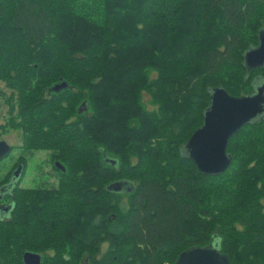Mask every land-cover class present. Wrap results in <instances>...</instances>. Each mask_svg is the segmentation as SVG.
Wrapping results in <instances>:
<instances>
[{
  "label": "trees",
  "instance_id": "obj_1",
  "mask_svg": "<svg viewBox=\"0 0 264 264\" xmlns=\"http://www.w3.org/2000/svg\"><path fill=\"white\" fill-rule=\"evenodd\" d=\"M262 30L264 0H0V127L57 170L37 187L22 174L8 186L18 165L0 178V264L27 251L173 264L211 243L232 264H264V116L230 138L223 173L182 151L214 88L242 96L264 81L245 62Z\"/></svg>",
  "mask_w": 264,
  "mask_h": 264
},
{
  "label": "water",
  "instance_id": "obj_2",
  "mask_svg": "<svg viewBox=\"0 0 264 264\" xmlns=\"http://www.w3.org/2000/svg\"><path fill=\"white\" fill-rule=\"evenodd\" d=\"M245 62L250 68L264 65V30L260 32L259 45L245 53ZM260 82L259 85H255L253 93L242 96L231 95L224 87L212 90L211 103L205 111L203 125L192 134L182 148L183 154L192 159L202 173L220 174L226 171L231 164V156L227 152L230 138L245 124L264 116V81ZM66 86L67 83H60L55 86V90ZM11 149L12 146L7 141L0 140V158L9 154ZM57 166L62 168L59 163ZM21 169L16 168L8 186L17 182L16 179L22 173ZM122 183L118 181L110 187L120 190ZM23 259L25 264H42L40 253L27 251ZM173 264L232 263L229 256L221 252L217 243H211L203 247L193 246L185 249Z\"/></svg>",
  "mask_w": 264,
  "mask_h": 264
},
{
  "label": "rangeland",
  "instance_id": "obj_3",
  "mask_svg": "<svg viewBox=\"0 0 264 264\" xmlns=\"http://www.w3.org/2000/svg\"><path fill=\"white\" fill-rule=\"evenodd\" d=\"M260 80L255 81L259 85ZM10 90L0 83V125L5 124L8 118L9 105L6 101ZM7 141L12 147L9 154L0 158V178L5 175L16 165L21 169V186L37 187L40 185L56 183L57 170L50 160V154L46 150L28 151L22 145V132L20 130H2L0 127V140ZM186 152V149H185ZM25 162V163H24Z\"/></svg>",
  "mask_w": 264,
  "mask_h": 264
},
{
  "label": "flooded vegetation",
  "instance_id": "obj_4",
  "mask_svg": "<svg viewBox=\"0 0 264 264\" xmlns=\"http://www.w3.org/2000/svg\"><path fill=\"white\" fill-rule=\"evenodd\" d=\"M6 203V202H5ZM4 202H3V204L2 203H0V216H2V213H1V210H4V211H8V207H9V205H6Z\"/></svg>",
  "mask_w": 264,
  "mask_h": 264
}]
</instances>
